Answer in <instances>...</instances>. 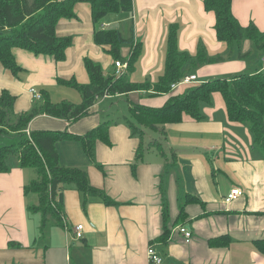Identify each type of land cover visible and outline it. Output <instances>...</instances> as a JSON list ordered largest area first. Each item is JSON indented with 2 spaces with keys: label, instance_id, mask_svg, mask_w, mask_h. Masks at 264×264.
Segmentation results:
<instances>
[{
  "label": "crops",
  "instance_id": "crops-1",
  "mask_svg": "<svg viewBox=\"0 0 264 264\" xmlns=\"http://www.w3.org/2000/svg\"><path fill=\"white\" fill-rule=\"evenodd\" d=\"M133 3L131 14L111 13L103 23L126 38V31L134 32L135 41L141 43V54L128 73L131 80L152 83L164 74L168 28L177 23L179 47L190 58L185 72L196 74L195 82L153 97L145 96V91L128 97L106 95L78 120L40 113L31 119L27 134L50 130L83 136L106 122L103 117L114 107L109 103L113 97L161 107L187 86L214 77L264 71V50L258 51L254 42L244 41L241 53L248 55L239 58L238 47L232 49L218 40L216 15L205 9L203 0ZM232 12L242 25L253 22L264 32V0H233ZM75 13V18L60 19L56 28L59 36L73 37L63 61L14 48L17 64L23 69L19 77L0 63V94L7 90L16 96L17 114L43 103L44 97L36 100L31 88L48 92L52 101V91L47 88L62 85L59 78L90 83L85 58L101 63L105 74L116 68L110 47L94 40L91 5L79 2ZM198 42L214 60L198 64ZM129 53L130 47L123 46L121 56ZM217 57L225 59L217 61ZM212 100L202 106L203 120L185 115L180 123L153 130L161 133V139L154 141L161 142L164 152L151 142L145 143L146 127L142 141L134 136L126 114L109 120L111 144L98 139L92 158L78 140H58L59 162L85 169L92 185L104 189L117 202L106 204L96 197L85 201L78 189L67 187L61 196L63 222L49 217L42 227L41 214L29 208L38 205L39 196L24 191L38 176L33 168H22L17 158L13 160L9 171L0 172V264H152L147 257L151 246L163 257L162 264H264V254L255 246L257 239L264 238V155L254 145L249 127L229 120L222 95L215 92ZM140 143L151 148L137 160ZM234 187L242 188L243 194L226 203L224 198ZM188 194L195 200L186 202ZM182 205L184 216L180 214ZM165 210L170 229L167 237L163 229ZM77 224L84 225L81 239L75 238ZM179 226L191 229L188 242Z\"/></svg>",
  "mask_w": 264,
  "mask_h": 264
},
{
  "label": "trees",
  "instance_id": "trees-1",
  "mask_svg": "<svg viewBox=\"0 0 264 264\" xmlns=\"http://www.w3.org/2000/svg\"><path fill=\"white\" fill-rule=\"evenodd\" d=\"M134 0H0V63L19 77L23 71L17 64L14 48L27 49L34 54L53 56L57 61H63L67 47L72 45L73 37H61L56 33L57 24L62 18H75V6L79 2H87L92 7L94 22V40L96 44L109 46V53L115 60L127 62L126 73L116 75V68L105 74L101 63L85 58V67L90 76V83L80 84L76 79L58 82L68 85L82 94L80 105L70 101H63L54 105L49 93L43 91L44 101L40 107H35L26 113L17 114L14 111L16 96L7 90L0 94V138L4 137V127H11L16 131V138L8 144H0V172L10 170V157L18 159L22 168L31 167L35 170L37 179L30 181L25 187V194L34 192L39 196L38 205L29 208L41 214L43 224L49 217L62 221V192L67 187L78 189L84 200L96 197L106 204H115L104 189L94 187L87 171L78 167H66L59 162V153L56 142L61 139H75L82 143L92 158L95 153L98 139L111 144L109 138L110 121L102 122L96 129L86 135H73L65 131L34 130L29 134L25 132L31 119L40 114L61 115L65 119L78 120L87 115L95 105L96 100L103 96L128 95L130 93L145 91L148 97L167 94L172 91V83L180 81L187 75L185 67L189 63V54L180 49L178 44L179 26L177 23L169 25L167 35V53L164 74L155 82L131 80L129 74L137 63L141 54V43L135 41L134 32L130 37H124L116 28H105V17L113 13L131 14L134 10ZM205 9L213 11L216 15L215 29L219 41L227 43L232 49L238 47L239 58H246L248 53H241L245 40L255 43L258 51L264 50V32L251 22L242 25L232 12L233 0H203ZM197 62L203 64L214 60L207 54L204 47L198 42ZM123 45L130 47L127 57L121 56ZM222 61L224 57H217ZM181 94L172 95L167 103L161 107L147 106L141 102L130 103V119L128 125L133 135L141 139L144 137L143 127L151 130L162 128L168 123H180L185 115L195 121L205 118L202 112L203 104L212 102V95L219 92L226 102V109L230 121L242 123L249 127L254 145L264 155V71L255 73L243 72L233 77H214L206 82L187 86ZM10 120H16L10 122ZM159 140L151 142L163 152L164 147ZM151 146L149 148H151ZM142 143L136 153V159L141 160L146 149ZM135 166V164L133 165ZM187 201L195 200L186 195ZM84 201V202H85ZM182 205L180 214L184 216ZM166 215V210L164 212ZM63 222V221H62ZM167 215L164 217V237L170 234ZM255 246L264 254V238L257 239Z\"/></svg>",
  "mask_w": 264,
  "mask_h": 264
},
{
  "label": "rangeland",
  "instance_id": "rangeland-1",
  "mask_svg": "<svg viewBox=\"0 0 264 264\" xmlns=\"http://www.w3.org/2000/svg\"><path fill=\"white\" fill-rule=\"evenodd\" d=\"M112 16H114V14H111ZM128 15V14H126ZM128 29V27H127ZM125 35L127 37H129L130 35H132V33L130 34L129 32L126 31ZM126 46V45H123ZM167 37H166V41H165V55L167 53ZM198 50V49H197ZM110 69V68H109ZM109 70L106 72L108 73ZM138 74V73H137ZM225 77V76H223ZM137 82V81H135ZM48 90L52 91V101L56 104H60L63 100L64 101H71L74 104L80 105L81 101H82V96L80 94V92L72 87H66L63 85H54L53 87H48ZM148 92L144 93V95H147ZM112 102L114 103V107L112 108L111 112L108 113V115H106V117H103L106 119V121H109L111 119H115V116L117 115H128V117H130V104L127 103L126 98H118V97H113V99H110L109 103ZM130 120H134V119H130ZM10 122H15L16 120H10ZM135 121V120H134ZM147 134L145 136V143H149V142H153L154 139H161V133L157 132V131H153L150 129H147ZM3 133H5L4 137L0 138V144H8L11 143L13 139L16 138V131H14L13 129L11 130V127L9 125V127H4V129L2 130ZM146 145V144H145ZM16 159V156H12L10 157L8 163L13 162V160Z\"/></svg>",
  "mask_w": 264,
  "mask_h": 264
},
{
  "label": "built area",
  "instance_id": "built-area-1",
  "mask_svg": "<svg viewBox=\"0 0 264 264\" xmlns=\"http://www.w3.org/2000/svg\"><path fill=\"white\" fill-rule=\"evenodd\" d=\"M115 67H116V75L123 76L126 73L127 69V62H121L120 60H115ZM197 79V75H186L180 79V81L172 83L171 87L172 89H176L181 85H189ZM31 92H34L36 100H39L42 98V93L40 91H37L35 88H31ZM243 194L242 188L234 187L232 188L228 193L227 196L224 198L225 202H232L236 199H239L241 195ZM180 233L183 234L185 242L189 241L192 237V231L187 226H179L178 227ZM84 225L83 224H77L74 227L75 232V238L81 239L84 237ZM147 257L149 258L150 262L152 264H162L163 263V257L157 253L154 247H149L147 250Z\"/></svg>",
  "mask_w": 264,
  "mask_h": 264
}]
</instances>
